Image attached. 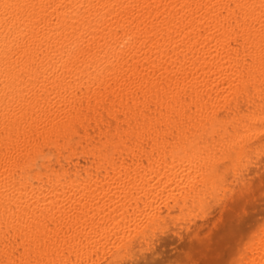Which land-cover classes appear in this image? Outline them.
Returning a JSON list of instances; mask_svg holds the SVG:
<instances>
[{
  "label": "bare ground",
  "instance_id": "bare-ground-1",
  "mask_svg": "<svg viewBox=\"0 0 264 264\" xmlns=\"http://www.w3.org/2000/svg\"><path fill=\"white\" fill-rule=\"evenodd\" d=\"M263 157L264 0H0V264H156Z\"/></svg>",
  "mask_w": 264,
  "mask_h": 264
},
{
  "label": "rangeland",
  "instance_id": "rangeland-1",
  "mask_svg": "<svg viewBox=\"0 0 264 264\" xmlns=\"http://www.w3.org/2000/svg\"><path fill=\"white\" fill-rule=\"evenodd\" d=\"M263 159H264V157H263ZM79 177H82L83 178V176H79ZM79 177H77V182L78 181H81V183L83 182V181H85V177L83 178L84 180H82V178H81V180H80V178ZM90 178H91V176H89ZM33 178H35L34 180H33ZM44 178H46L47 179V176H44V177H42V180L40 179V181H43V179ZM54 180V178L53 177H49L48 179H50V180H48L47 179V181H50V184H52L51 182L53 181L52 179ZM78 178H79V180H78ZM89 178V179H90ZM263 178V179H262ZM30 179H32L33 181H37L36 180V177H30ZM46 179H44L45 181H46ZM65 179V178H64ZM262 179V180H261ZM32 180H30V181H32ZM255 180V181H254ZM264 167L263 168H261L260 170H259V172L256 174V175H254L252 178H251V183H250V190H248V192H246V193H243L241 196H239L238 198L237 197H235V196H232V198L231 199H229V197L231 196L230 194H229V192H226L225 193V198H224V201L227 203V207L228 208H226V207H224V208H222L221 209V211H219L218 212V210H216L213 214H212V216H209L208 218H210V220H209V222H207V224L206 225H204V226H202L201 228H200V230H199V234H198V236H197V238L196 239H194L193 237H188V238H186V237H183L182 239H180V240H178V242L177 241H175V242H173L174 243V245H173V243H170L169 244V246H162V247H164V248H166V249H164V248H160V250H159V255H157L156 257H155V259H156V261L157 260H159L156 264H230V260L232 259V257L230 258V260H229V257L230 256H233V253H234V251H235V249H234V247L236 248V246H237V243L239 244V243H241V242H243L244 241V239H245V237L248 235V233L251 231V230H253L252 228H254V226H256V224L257 223H261V221H262V219L264 218V210L262 211V209L261 208H263L264 209V192H263V188H264ZM29 181V180H28ZM27 180H26V182H28ZM28 182V185L27 186H29V184H30V186H32L33 187V185L31 184V182ZM39 181V180H38ZM38 181L36 182L37 184H38ZM39 181V182H40ZM46 181V182H47ZM263 182V184H262V182ZM35 182H33V184H35V186L37 185ZM77 182H76V184H77ZM43 183H45L44 181H43ZM80 183V182H79ZM78 183V184H79ZM49 184V182H47V184H41V182L39 183V185L41 186V188L43 189V186L45 185H49L48 187L46 186L45 188L47 189V188H50L51 187V185ZM77 184V185H78ZM53 185V184H52ZM29 186V188H32V187H30ZM38 186V185H37ZM36 186V187H37ZM40 186H38V187H40ZM53 187V186H52ZM252 187H254L253 189H252V191H253V193L255 194V196L253 195V193L251 192V188ZM45 188H44V190H45ZM42 189H37L36 188V190H40V191H42ZM51 189V188H50ZM257 190V191H256ZM261 191H262V193H261ZM251 192V193H250ZM232 193H234V191H232ZM231 193V194H232ZM229 194V195H228ZM261 194H263L262 196H261ZM228 196V197H227ZM254 196V197H253ZM254 199L255 197V199H254V205L252 204L253 203V199ZM251 198V199H250ZM233 199V200H232ZM238 200H240V202L242 203V205H241V203L238 201ZM247 200H248V202H247ZM252 202H250V201ZM258 200V201H257ZM262 201V202H261ZM235 202L237 203V204H235ZM230 203V204H229ZM244 203V204H243ZM239 204V205H238ZM249 204H251V205H249V207H248V205ZM263 205V206H262ZM241 206L242 207H244V208H241ZM246 206V207H245ZM254 206V207H253ZM253 207V208H252ZM261 207V208H260ZM240 210H239V209ZM251 208V209H250ZM226 209V210H225ZM228 209V210H227ZM230 209V210H229ZM243 209H244V212L246 211L247 212V215H246V212L244 213L243 212ZM253 209H255V210H253ZM259 209V210H258ZM236 210V211H235ZM242 210V211H241ZM225 211V212H224ZM226 211L228 212V213H226ZM231 211H233V213H234V215L232 214V212ZM262 211V212H261ZM239 212V213H238ZM249 212V213H248ZM261 212V213H260ZM222 213V214H221ZM224 213V214H223ZM254 213V215H252V216H254L253 218H252V216H251V214H253ZM229 214V215H228ZM230 214H232V215H230ZM244 214V216L243 217H241V215H243ZM258 214V215H257ZM260 214V215H259ZM237 215H239L240 217H238V220H237ZM232 216H233V218H232ZM251 216V217H250ZM257 216H259V217H257ZM235 217V218H234ZM260 217H262V218H260ZM224 218V219H223ZM241 218L243 219V220H245V221H243V220H241ZM249 218V219H248ZM252 218V219H251ZM223 222H222V221ZM229 220V221H228ZM249 220V221H248ZM198 221V222H197ZM196 221V223L197 224H199L200 223V221L199 220H197ZM236 222V221H241V222H239V224H238V222H236V223H234V222ZM252 221H253V223L255 224L256 222V224L254 225L253 223H252ZM226 223V225H225V223ZM246 222V223H245ZM229 223H232V225H230ZM220 225V226H218V225ZM228 225H230V226H228ZM254 225V226H253ZM216 226V227H215ZM213 227V228H212ZM207 230H206V229ZM221 228V229H220ZM224 228V229H223ZM227 228V229H226ZM245 228V229H244ZM46 229V228H45ZM216 229V230H215ZM48 230V229H47ZM203 230V231H202ZM219 230H221V233H220V231ZM223 230V231H222ZM230 230V231H229ZM206 233H205V232ZM213 231H214V233H213ZM240 231V232H239ZM45 230H43L42 231V235H43V233L45 234ZM245 235H244V234ZM46 234H47V232H46ZM202 234V235H201ZM215 234V235H214ZM222 234H224V237H223V235ZM247 234V235H246ZM213 235V236H212ZM240 235V236H239ZM209 238H208V237ZM40 237L41 238H43L41 235H40ZM211 237V238H210ZM223 237V238H222ZM242 237V238H241ZM186 238V239H185ZM240 238L242 239V240H240ZM40 240V239H38V238H35L34 237V239H32V241L34 240ZM197 239H199V240H197ZM210 239V240H209ZM220 239V240H219ZM239 241H238V240ZM36 240V241H37ZM187 240V241H186ZM207 240V241H206ZM18 241H20V239L18 240ZM35 241V243H37L38 244V242H36ZM193 241V242H192ZM211 241V242H210ZM220 241V242H219ZM27 243V242H26ZM211 243H213L212 245L213 246H211ZM43 244H45L44 242L40 245L42 248H44L45 246H46V244H45V246L43 245ZM235 245V246H234ZM1 246V245H0ZM27 246H28V244H27ZM26 246V247H27ZM33 246V245H32ZM177 246V247H176ZM191 246H192V249H191ZM197 246V247H196ZM198 246H199V248H198ZM218 246H220V248L218 247ZM40 247V248H41ZM168 247H169V249H168ZM183 247H185V249L186 250H184V248ZM215 249V252L216 253H218V254H216L215 252H214V250H213V248ZM196 248V249H195ZM208 248V249H207ZM223 250H222V249ZM0 249H2L1 247H0ZM164 249V250H163ZM180 249H183V251L182 250H180ZM212 249V250H211ZM233 251H232V250ZM190 250H191V252H190ZM193 250H195V251H193ZM218 250H220V251H218ZM178 251V252H177ZM193 251V252H192ZM201 253H200V252ZM207 251V252H206ZM208 251H210V252H208ZM231 251V252H230ZM161 252V253H160ZM164 252V253H163ZM213 252V253H212ZM173 253V254H172ZM195 253H197L198 255H196ZM208 253H210V254H208ZM2 254V255H1ZM160 254H161V256H160ZM165 254V255H164ZM166 254H167V256H166ZM181 254V255H180ZM186 254V255H185ZM193 254H195V256L193 255ZM221 254V255H220ZM0 255L2 256V257H5V255H4V252L3 251H1L0 252ZM65 255H66V257H68V255H69V252L68 251H65ZM169 255V256H168ZM174 255V256H173ZM191 255H192V259L190 258L191 257ZM209 257V259L207 258L206 259V257ZM213 255H214V257H213ZM217 255V256H216ZM16 256H17V258H19V254H16ZM27 258H26V260H28V259H34V257H33V253L32 252H29L28 251V254H27ZM211 256V257H210ZM97 258V256H94V258ZM198 257V258H197ZM69 258V257H68ZM93 258V259H94ZM172 258H174L173 259V261L175 262H172ZM195 258H196V261H195ZM92 259V260H93ZM164 259V260H163ZM167 259V260H166ZM176 259V260H175ZM177 259H179V261L181 262V263H179V261H177ZM194 259V260H193ZM205 259V260H204ZM212 259V260H211ZM68 260V259H67ZM166 260V261H165ZM214 260V261H213ZM30 261V260H29ZM168 261L170 262V263H168ZM203 261V262H202ZM31 262V261H30ZM67 262V261H66ZM133 262H135V261H133ZM185 262V263H184ZM200 262V263H199ZM216 262V263H215ZM66 264H69V263H66ZM77 264H79V263H77ZM138 264H145L143 261H139L138 262Z\"/></svg>",
  "mask_w": 264,
  "mask_h": 264
}]
</instances>
